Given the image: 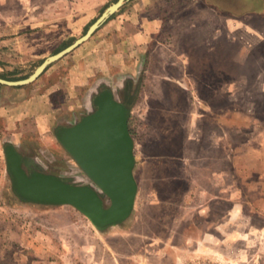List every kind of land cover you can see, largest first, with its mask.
Returning <instances> with one entry per match:
<instances>
[{
	"label": "rangeland",
	"instance_id": "374dc122",
	"mask_svg": "<svg viewBox=\"0 0 264 264\" xmlns=\"http://www.w3.org/2000/svg\"><path fill=\"white\" fill-rule=\"evenodd\" d=\"M116 1L0 0V78H28ZM125 80L138 84L130 216L98 230L71 205L20 200L3 145L91 183L54 128ZM9 96L0 264H264V0H126Z\"/></svg>",
	"mask_w": 264,
	"mask_h": 264
},
{
	"label": "water",
	"instance_id": "95a60500",
	"mask_svg": "<svg viewBox=\"0 0 264 264\" xmlns=\"http://www.w3.org/2000/svg\"><path fill=\"white\" fill-rule=\"evenodd\" d=\"M126 0L111 4L71 44L47 57L23 80L0 78V84L24 85L35 80L44 68L86 41ZM95 111L71 126L56 130L65 151L90 180L77 184L65 177L33 170L27 173L23 158L11 143L3 145L6 169L14 194L24 202L71 205L84 214L98 230L124 222L131 214L137 193L134 177V143L128 128L129 109L104 92Z\"/></svg>",
	"mask_w": 264,
	"mask_h": 264
},
{
	"label": "flooded vegetation",
	"instance_id": "af4514ba",
	"mask_svg": "<svg viewBox=\"0 0 264 264\" xmlns=\"http://www.w3.org/2000/svg\"><path fill=\"white\" fill-rule=\"evenodd\" d=\"M137 86L138 84L133 83L131 80H125L120 86H117V87H111L105 83L98 85L94 91L88 93V96L84 103V108H83L84 110L81 109V110H78V112L73 111L71 113V118H72L71 120L69 119L66 121V123L55 126L54 135L57 129L62 128V127L71 126L77 121H79L82 117L95 111L97 107V104H96L97 99H99V97H101L104 92L109 93L113 100L121 103L123 106L129 109V116H128V128H129L130 111H131V107L133 105V102L135 100V96L137 93ZM17 151L21 154L23 158L22 166L27 173H30L33 170L44 172L41 168H39V166H37V164L35 163L33 159L29 157L26 158V156L22 154L18 149ZM50 174H53V173H50ZM66 179L73 182V180H71L70 177Z\"/></svg>",
	"mask_w": 264,
	"mask_h": 264
},
{
	"label": "crops",
	"instance_id": "0c3cea01",
	"mask_svg": "<svg viewBox=\"0 0 264 264\" xmlns=\"http://www.w3.org/2000/svg\"><path fill=\"white\" fill-rule=\"evenodd\" d=\"M255 3V1H254ZM246 11H244L245 13ZM12 86H0V109L3 110V105L6 104L4 98L7 99V102L9 103V100H10V89H11ZM0 116L2 117V114H0Z\"/></svg>",
	"mask_w": 264,
	"mask_h": 264
}]
</instances>
